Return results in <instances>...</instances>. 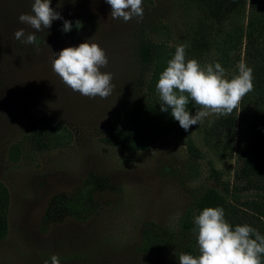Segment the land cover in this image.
Segmentation results:
<instances>
[{"label":"rangeland","instance_id":"obj_1","mask_svg":"<svg viewBox=\"0 0 264 264\" xmlns=\"http://www.w3.org/2000/svg\"><path fill=\"white\" fill-rule=\"evenodd\" d=\"M250 2L215 22L190 0H143V18L124 22L112 19L106 0H50L63 19L36 32L18 20L31 13L34 0H0V183L8 193L0 264H52L53 256L60 264H179L181 253L197 256V234L180 220L205 188L217 187L210 167L230 176L236 154L253 137L252 93L231 114L210 115L187 132L161 135L145 151L118 149L102 138L116 107L137 109L159 100L157 82L149 86L152 66L137 57L141 41L175 49L185 44L186 59L202 67L218 62L228 79L240 62L253 69L259 59L250 57L245 39L229 42V35L243 34L254 12ZM68 19L82 27L63 32ZM20 28L35 33L36 45L14 39ZM198 34L208 41L199 54L190 46ZM86 40L108 57L101 69L113 76L107 98L74 92L52 69L62 48ZM188 106L191 115L199 110L194 102ZM154 109L163 118L170 114ZM226 117L232 122L224 125ZM44 121H60L71 136L54 148L35 150L27 134ZM187 139L198 158L189 155ZM83 184L89 187L86 208L67 211L64 200Z\"/></svg>","mask_w":264,"mask_h":264},{"label":"trees","instance_id":"obj_2","mask_svg":"<svg viewBox=\"0 0 264 264\" xmlns=\"http://www.w3.org/2000/svg\"><path fill=\"white\" fill-rule=\"evenodd\" d=\"M190 1L201 8L206 17L215 22L226 19L244 3V0ZM250 7L254 8V12L248 18L243 34L229 35V42L236 40V37L240 42L243 37L245 44L249 45L252 51L250 57L254 59L258 56L259 59V63L257 64L256 61L253 66L254 90L251 92L252 105L249 107L255 118L252 127L253 137L236 154L234 168L230 176L227 174L225 177L223 172L210 167L209 177L219 188H205L180 220L182 228L195 233V216L205 207H220L223 208L225 219L231 226L248 224L264 235V0H251ZM68 20L73 23L71 31L77 30L75 27L77 19ZM190 46L191 50L199 54L208 48V41L201 34L193 35ZM174 53V47L163 46L158 42L144 40L139 43L137 49L139 61L142 64L151 65L153 68L149 86L156 84L159 75ZM161 103L159 97V100H151L137 109L127 105L116 107L112 112L111 121L106 126V133L102 141L122 150L145 151L161 135L171 132L181 133L182 128L171 114L167 115L168 118H163V114H157L158 111L154 108L158 109ZM190 103L192 101L189 102V105ZM187 108L190 110L189 106ZM247 112L248 108L245 107L243 116ZM221 122H225V125L227 122L231 123L232 119L226 117ZM217 126L218 123L212 128L213 131H216ZM70 136L71 133L67 126L60 121L40 122L27 134L31 146L37 151H45L60 143L63 144V141L69 139ZM185 144L193 159L200 156L199 150L190 139H187ZM88 188L87 184H83L74 196L64 200L63 207L72 213L83 211L90 199ZM7 204V190L0 183V239L7 232ZM187 250L192 254L195 253L189 248ZM196 255H199L198 244ZM83 257L82 255L77 256L78 259H83Z\"/></svg>","mask_w":264,"mask_h":264},{"label":"clouds","instance_id":"obj_3","mask_svg":"<svg viewBox=\"0 0 264 264\" xmlns=\"http://www.w3.org/2000/svg\"><path fill=\"white\" fill-rule=\"evenodd\" d=\"M112 19L124 22L134 17L143 18V0H106ZM63 19L50 6V0H34L31 13H21L18 20L36 32L51 27L54 20ZM77 29L82 22H75ZM73 23L63 20V32ZM14 39L26 45H36L35 33L23 28L14 32ZM185 44L176 47L174 56L158 77L156 89L162 101L161 111H170L172 118L186 132L210 115L226 116L240 108L242 99L254 90L253 69L245 62L238 64V73L226 78V70L218 62L201 66L196 59H186ZM105 50L88 40L77 46L62 48L52 60L53 71L63 83L82 96L107 98L113 90L112 73L102 72L107 67ZM199 106L191 115L189 102ZM199 255L181 253L179 264H264V235L248 224L231 226L223 208L205 207L194 218ZM52 264H60L52 257Z\"/></svg>","mask_w":264,"mask_h":264}]
</instances>
